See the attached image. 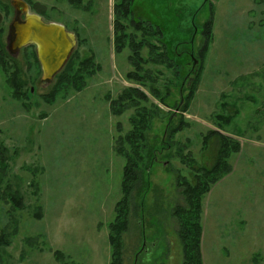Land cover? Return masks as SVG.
Returning a JSON list of instances; mask_svg holds the SVG:
<instances>
[{"label": "rangeland", "instance_id": "rangeland-1", "mask_svg": "<svg viewBox=\"0 0 264 264\" xmlns=\"http://www.w3.org/2000/svg\"><path fill=\"white\" fill-rule=\"evenodd\" d=\"M18 1L46 23L63 25L77 41L70 57L93 56L100 69L82 92L70 90L49 103L45 97L56 78L43 79L36 47L11 48L20 2L0 0L10 67L8 73L0 68V143L9 167L0 185V237H6L0 264H110L109 225L123 197L126 164L118 140L132 130L134 113L114 115L111 101L130 87L146 93L148 107L159 111L147 133L150 167L130 198L125 264H183L174 213L186 202L178 176L190 182L194 176L179 156L190 157L196 168H212L220 135L241 149L229 159L231 174L203 202L204 264H264V0H129L133 15L117 16L127 34L161 46L158 37L143 36L125 19L153 24L177 64L174 70L148 63L144 69L154 82L144 86L126 78L134 70L131 50H114V7L124 0H83L81 6ZM207 23L212 40L201 62ZM142 55L149 57L148 48ZM7 76L18 81L26 99L15 98ZM196 78L194 98L181 115ZM151 86L166 96L164 104L151 95ZM181 117L187 126L167 141L168 126H183ZM8 186L19 192L20 209L2 199Z\"/></svg>", "mask_w": 264, "mask_h": 264}, {"label": "trees", "instance_id": "trees-1", "mask_svg": "<svg viewBox=\"0 0 264 264\" xmlns=\"http://www.w3.org/2000/svg\"><path fill=\"white\" fill-rule=\"evenodd\" d=\"M73 5L81 6L83 0H69ZM214 1V0H213ZM131 2L124 0L121 4L114 7V14L116 19L114 21V50L116 53L123 52L126 48L131 50L129 61L134 70L126 75L128 81L137 83L139 85H146L148 81L154 82V76L150 71H146L144 66L148 63L164 66L167 69H174L177 67L175 61L169 58L165 45L162 43V33L158 27L147 21L135 22L133 19L129 20L134 24L136 32H141L143 36L158 37L160 45L153 44L147 39L137 40L133 34H127V28L122 23V19L117 16L122 15L124 18L132 16L130 8ZM6 11L9 7L6 6ZM2 33L0 29V68L8 73L10 69L8 63V53L2 42ZM205 35L204 47L199 51V60L203 58L208 52L212 34L210 32V23L205 25L203 29ZM35 47V46H34ZM148 48L149 57L144 58L142 51ZM77 56L69 58L63 69L55 76L56 84L51 92L45 99L52 103L61 94H65L70 90L75 92H82L86 87L87 78L93 77L100 66L96 64L93 56L85 58L84 60L78 59ZM196 58V57H195ZM203 62V60L201 61ZM35 63L39 66V60L35 56ZM17 76V75H16ZM8 78V76H7ZM199 78V77H197ZM190 89L189 95L186 98V103L180 111L183 115L188 110L190 100L194 98L198 79ZM11 88L14 90L16 99L22 101L28 97L27 93L21 90V85L17 80L8 78ZM151 95L162 104L165 102L166 96L161 95L160 91L155 87L149 88ZM169 94V92L167 93ZM150 99L146 93L141 89L130 87L126 88L116 100L111 101V111L116 116H121L127 111L133 110V116L130 118L132 130L125 136H120L118 140L117 152L125 161L123 181H122V199L116 204V218L110 223L109 230V244L111 247V261L110 264H125V243L124 235L128 232L130 227V198L135 185L138 183L140 173L144 174L148 171L151 162H147L145 156L147 151V133L151 130V123L156 117L159 108L157 105L152 104L148 107ZM180 124L183 126L170 124L167 128V141L172 142L177 134L182 132L183 128L187 126L183 117L180 119ZM210 134H218L212 132ZM220 134V133H219ZM218 134V135H219ZM220 150L216 162L212 168L195 167L194 160L188 156H179V158L188 165L193 172L194 182H190L187 178L178 176V186L182 189L186 206L178 207L175 210L174 217L178 224V236L183 252V264H204L202 255V236H203V202L207 195L210 193L213 186L219 183L224 177L231 174L233 171L229 163V159L233 154L240 152V144L234 141L231 137L220 135ZM205 142V141H204ZM206 148V146L204 145ZM8 150L0 143V185L8 172V162L6 154ZM150 157V156H149ZM8 192V194H7ZM6 195L2 198H9V201L20 209L22 207V199L18 191H13L8 186ZM1 199V200H2ZM5 236L0 237V241L5 240ZM7 243V242H6ZM58 260L64 259V255L60 252L55 253Z\"/></svg>", "mask_w": 264, "mask_h": 264}, {"label": "water", "instance_id": "water-1", "mask_svg": "<svg viewBox=\"0 0 264 264\" xmlns=\"http://www.w3.org/2000/svg\"><path fill=\"white\" fill-rule=\"evenodd\" d=\"M17 2H20L26 18L13 23L12 50L17 52L26 46L35 45L43 79L52 80L69 60L77 45L76 38L63 25L46 23L39 15L32 14L27 4Z\"/></svg>", "mask_w": 264, "mask_h": 264}, {"label": "flooded vegetation", "instance_id": "flooded-vegetation-1", "mask_svg": "<svg viewBox=\"0 0 264 264\" xmlns=\"http://www.w3.org/2000/svg\"><path fill=\"white\" fill-rule=\"evenodd\" d=\"M16 8V7H15ZM23 9H22V7H21V9H18V8H16V11H17V17L15 18V21L16 20H19V21H23L25 18H26V14L22 11ZM22 17H24V18H22ZM21 18L23 19V20H21ZM14 23V22H13ZM12 28H13V25H12ZM12 31H13V29H12ZM13 35V34H12ZM13 40H14V35H13ZM13 40H12V43H13ZM12 43H11V48H12Z\"/></svg>", "mask_w": 264, "mask_h": 264}]
</instances>
